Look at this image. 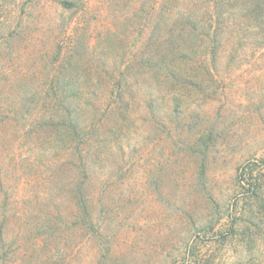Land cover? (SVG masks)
<instances>
[{"label":"rangeland","instance_id":"1","mask_svg":"<svg viewBox=\"0 0 264 264\" xmlns=\"http://www.w3.org/2000/svg\"><path fill=\"white\" fill-rule=\"evenodd\" d=\"M62 1L0 0V264H264V190L255 201L240 182L253 165L264 188V46L239 48L208 98L179 104L132 80V125L90 154L87 176L63 150L26 166L22 105L51 80L65 24L81 21V42L96 57L106 46L116 68L130 62L125 44L134 54L150 35L141 0ZM108 28L128 41H109Z\"/></svg>","mask_w":264,"mask_h":264},{"label":"trees","instance_id":"2","mask_svg":"<svg viewBox=\"0 0 264 264\" xmlns=\"http://www.w3.org/2000/svg\"><path fill=\"white\" fill-rule=\"evenodd\" d=\"M138 11L140 25L150 35L134 54L124 45L120 57L130 61L124 68L112 64L103 52L106 46L96 57L98 47L81 42V21L77 26L65 24L51 80L22 105L24 134L32 145L18 159L24 165L45 166L62 158L63 150L77 173L87 176L90 154L100 159L105 147L132 125V80L138 90L151 94L157 89L177 102L191 96L208 98L217 93L221 65L231 66L239 48L264 46V0H141ZM103 34L111 42L128 41L124 31L108 28ZM4 118L0 122L8 123ZM258 172L247 165L240 174V182L253 187L255 201L262 199L264 190ZM83 185L77 183L74 192L77 205L85 209ZM207 263L197 257L193 264Z\"/></svg>","mask_w":264,"mask_h":264}]
</instances>
